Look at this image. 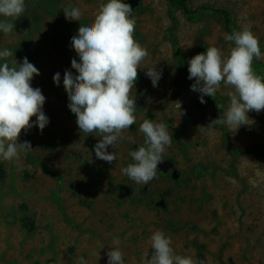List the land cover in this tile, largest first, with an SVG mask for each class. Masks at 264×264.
I'll return each instance as SVG.
<instances>
[{"label": "rangeland", "instance_id": "374dc122", "mask_svg": "<svg viewBox=\"0 0 264 264\" xmlns=\"http://www.w3.org/2000/svg\"><path fill=\"white\" fill-rule=\"evenodd\" d=\"M25 2L27 12L14 21L13 32H0V50H13L9 62L27 57L39 69L31 84L46 98L49 123L42 132L22 130L18 142L29 141L32 151L21 153L19 162L0 158V264H77L81 255L88 264H107L114 238L124 264H141L156 230L171 238L176 254L205 264H264V110L250 111L254 123L235 131L223 125L201 131L227 109L230 89L222 84L217 103L207 96L200 103V93L178 71L167 36L170 31L178 41L187 63L209 46L227 55L235 45L224 39L228 32L221 17L201 14L189 22L176 10L175 25L168 0H142L141 9L132 12L134 38L149 55L131 92L136 123L108 147L118 157L110 164L95 155L102 137L79 131L63 87L65 70L78 75L71 68L73 58L79 62L71 38L80 24L93 21L105 0ZM68 5L81 9L79 21L65 19ZM202 5L230 10L238 28L249 27L264 44V0H190L193 9ZM257 61L264 64V58ZM152 67L162 71L158 87L146 75ZM57 72L59 86L53 82ZM144 119L168 125L173 140L163 159L172 161L178 181L162 176L159 165L157 178L147 185L122 173L134 163L130 152L144 144L139 131ZM112 185L121 186L122 194L111 191ZM22 222L34 227L28 230Z\"/></svg>", "mask_w": 264, "mask_h": 264}, {"label": "clouds", "instance_id": "9594fccd", "mask_svg": "<svg viewBox=\"0 0 264 264\" xmlns=\"http://www.w3.org/2000/svg\"><path fill=\"white\" fill-rule=\"evenodd\" d=\"M132 5L123 0H107L101 4L93 21L78 28L71 38V47L79 57L71 60L72 71L65 70L63 87L67 93L68 108L75 114L79 131L85 134L96 132L102 139L94 145L97 159L112 163L118 157L109 153L108 147H115L122 140L124 131L136 123L135 97L132 89L138 79L140 63L149 52L135 38L136 20L132 16ZM25 0H0V32L9 35L15 28L14 21L26 14ZM65 19L79 21L82 11L68 5L63 8ZM10 18V19H8ZM224 39L234 42V47L225 55L221 49L209 46L188 60V79H195L190 88L200 93V103H206L204 96L214 97L223 84L230 90L226 95L229 106L222 115L213 119L201 131L211 130L217 125L237 130L242 125L254 123L248 116L250 111L264 110V76L253 69L254 58H264L258 37L247 26L226 33ZM14 57L13 50H0V158L19 162L21 153L32 151L29 141L18 142L22 130L38 127L42 132L49 123L43 111L45 96L40 88H33L31 81L40 75L39 69L24 57L21 62ZM152 86L158 87L162 71L154 67L146 71ZM59 86L60 73L53 76ZM223 109V105H216ZM181 115V105L178 103ZM36 117L35 121L32 118ZM144 134V144L130 152L134 163L121 171L137 184L147 185L157 178L158 164L172 144V133L168 125L144 119L139 126ZM74 144L69 147L76 148ZM151 252L145 251L141 264H205L203 259L176 254L172 240L163 230H156L150 236ZM120 241L114 238L107 255V264H124ZM77 264H88L83 255Z\"/></svg>", "mask_w": 264, "mask_h": 264}, {"label": "trees", "instance_id": "16d2710c", "mask_svg": "<svg viewBox=\"0 0 264 264\" xmlns=\"http://www.w3.org/2000/svg\"><path fill=\"white\" fill-rule=\"evenodd\" d=\"M168 1H169L170 16L175 25L177 24V20L175 18V12L176 10H180L189 22L198 21L201 14H214L221 17L224 27L229 34H231L234 30H240L235 23L233 14L231 13L230 10L226 8L202 5L197 9H193L190 6V0H168ZM123 2L130 3L132 5L133 8L132 12L140 10L142 6V0H123ZM105 3H107V0H105ZM167 36L172 39V48H173L174 56L176 57L178 63V71L180 75L188 81V85L190 87L193 83H195V79L194 78L191 80L188 79V75H189L188 63L182 55V51L179 46V43L173 37L170 31L167 33ZM260 48H261V52L264 51V44H260ZM253 69L258 75L264 76V64L258 62L255 58L253 61ZM209 98L212 99L215 103L218 102L217 94L213 98L212 97ZM159 172L164 177H167L173 181H178L179 172L172 167L171 160H164L163 162L159 163ZM111 191H115L118 194L120 193L122 194L123 190L122 187L119 185H112ZM54 200L58 201L57 192L55 193ZM22 226L28 230H31L34 227V224L32 223L31 225H28L22 222ZM49 264H53V261H49Z\"/></svg>", "mask_w": 264, "mask_h": 264}, {"label": "water", "instance_id": "95a60500", "mask_svg": "<svg viewBox=\"0 0 264 264\" xmlns=\"http://www.w3.org/2000/svg\"><path fill=\"white\" fill-rule=\"evenodd\" d=\"M159 165V164H158Z\"/></svg>", "mask_w": 264, "mask_h": 264}]
</instances>
